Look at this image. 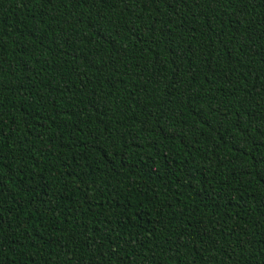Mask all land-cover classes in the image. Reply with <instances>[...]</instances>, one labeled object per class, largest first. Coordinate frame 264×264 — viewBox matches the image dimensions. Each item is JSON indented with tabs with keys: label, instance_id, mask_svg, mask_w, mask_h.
Returning <instances> with one entry per match:
<instances>
[{
	"label": "trees",
	"instance_id": "obj_1",
	"mask_svg": "<svg viewBox=\"0 0 264 264\" xmlns=\"http://www.w3.org/2000/svg\"><path fill=\"white\" fill-rule=\"evenodd\" d=\"M0 264H264V0H0Z\"/></svg>",
	"mask_w": 264,
	"mask_h": 264
}]
</instances>
